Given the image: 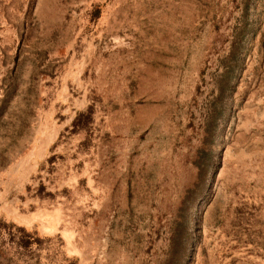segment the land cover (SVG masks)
<instances>
[{"label":"rangeland","instance_id":"1","mask_svg":"<svg viewBox=\"0 0 264 264\" xmlns=\"http://www.w3.org/2000/svg\"><path fill=\"white\" fill-rule=\"evenodd\" d=\"M0 264H264V0H0Z\"/></svg>","mask_w":264,"mask_h":264}]
</instances>
